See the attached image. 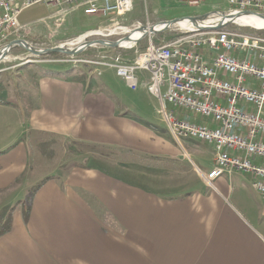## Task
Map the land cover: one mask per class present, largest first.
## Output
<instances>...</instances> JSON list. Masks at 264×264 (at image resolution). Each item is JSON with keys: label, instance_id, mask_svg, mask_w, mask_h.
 Returning <instances> with one entry per match:
<instances>
[{"label": "crops", "instance_id": "crops-1", "mask_svg": "<svg viewBox=\"0 0 264 264\" xmlns=\"http://www.w3.org/2000/svg\"><path fill=\"white\" fill-rule=\"evenodd\" d=\"M200 51L211 60V50ZM141 86L152 118L124 112L96 79L58 67L48 68L34 91L21 85L15 99L0 97V193L13 190L0 264H264V198L253 175L226 173L209 186L198 168L214 166L213 145L177 140L159 100ZM67 142L96 154L63 167ZM41 180L24 206L26 189Z\"/></svg>", "mask_w": 264, "mask_h": 264}, {"label": "built area", "instance_id": "built-area-1", "mask_svg": "<svg viewBox=\"0 0 264 264\" xmlns=\"http://www.w3.org/2000/svg\"><path fill=\"white\" fill-rule=\"evenodd\" d=\"M134 1L0 0V52L24 27L20 20L23 11L34 5H67L81 9L87 15L112 19V16L131 12ZM182 1L201 6L210 0ZM226 1L228 12L249 11L264 15V0ZM228 24L186 30L187 34L170 41L156 42L149 36L147 46L140 49L138 44L148 37L144 35L126 46L135 49L136 56L132 60L117 55L110 60L82 62L114 69L133 90L145 83L148 92L159 100L160 112L177 140L184 139L185 134H195L213 145L214 166L206 173L198 168L209 186L215 187L216 180L226 173H248L254 177L253 188L264 198V29L238 32L231 30ZM138 26L142 24L134 23L128 29ZM99 30L102 36L118 32L127 35V28L104 27ZM64 45L69 46L68 43ZM202 48L211 50L210 61L200 51ZM257 52L262 64L253 59ZM9 57L10 53L0 65ZM141 72L147 74L145 79L140 76ZM248 77L258 84L250 85ZM167 103L176 110L188 111L218 125L213 127L181 119L174 109L166 107ZM243 103L252 108L243 107Z\"/></svg>", "mask_w": 264, "mask_h": 264}, {"label": "rangeland", "instance_id": "rangeland-1", "mask_svg": "<svg viewBox=\"0 0 264 264\" xmlns=\"http://www.w3.org/2000/svg\"><path fill=\"white\" fill-rule=\"evenodd\" d=\"M212 10L228 12L229 6L227 1L210 0L201 6H192L182 0H135L131 12L124 16H112V19L87 15L83 10L67 5L50 7L46 4H37L23 11L20 20L24 27L11 40L24 39L35 46L50 48L69 43L81 35L88 34L89 31H96L104 27L128 29L137 22H140L142 26H151L176 18L202 16ZM228 27L238 32L257 30L254 27L237 23H229ZM186 30L190 29L172 26L163 32L148 35L146 39L140 41L138 48L142 49L147 46L149 36H152L156 42L161 40L170 41L187 34L185 33ZM118 33L108 36L93 35L89 36L86 40L106 39L115 41L125 37V34ZM258 54L259 52L253 55L254 61L256 58L258 60ZM117 55H121L126 60H132L136 56V52L135 49L128 47L112 48L98 45L88 47L83 52L76 54L75 57L69 55L63 57H45V55L32 56L25 48L16 47L10 52L9 58L11 59H6L0 65V97L15 99L19 95L18 90H20L21 85H23L25 91H34L39 77L44 75L48 68L58 67L73 73L76 77H93L96 79L101 87L105 89L103 91H113L117 96V106L123 109L124 112H129L132 115L135 114L137 118H152L153 116L149 114V110L153 106L152 99L146 92L142 91V86L133 90L126 85L122 78L116 75L114 69L96 63L82 62V60L94 62L110 60ZM168 108L174 109L171 105H168ZM174 110L178 112V110ZM38 149V153L41 156L48 158V152L44 147H39ZM98 150L103 152L109 151L102 147L98 148ZM96 151L95 147H87L76 144V142H67L64 144V151L61 153L60 165L63 167H66L69 163L71 165H80L83 162V158L94 156ZM31 154H35V149L31 151ZM109 154L116 159L120 157L119 152ZM141 160L138 159L139 162ZM33 186L26 189L27 195L23 202L24 206L28 204L29 190ZM12 194L13 190L0 193V217L4 219V223L12 209ZM258 203L260 202L258 201ZM259 205H262V203Z\"/></svg>", "mask_w": 264, "mask_h": 264}, {"label": "water", "instance_id": "water-1", "mask_svg": "<svg viewBox=\"0 0 264 264\" xmlns=\"http://www.w3.org/2000/svg\"><path fill=\"white\" fill-rule=\"evenodd\" d=\"M242 15H254L257 17H262L264 18V15L255 13V12H226L222 10H212L205 15L202 16H196L199 20H219V18L223 19L226 23H236L235 17L242 16ZM189 17H183V18H176L172 20H167L161 22L162 27L158 29L156 25H151V26H141L140 29L145 32V36L147 35H152L157 32H163L167 30L168 28H171L172 26L177 25L180 23L181 20L187 19ZM224 24V23H223ZM94 32V31H92ZM131 36H125L122 39L111 41V40H106V39H96V40H86L81 46L79 45H71V46H66L64 44L57 45L55 47H38L33 45L27 40L24 39H15L10 41L5 48L0 52V62L5 59L9 53L16 47H23L25 48L32 56H44L48 55L51 53H63L69 56L79 54L86 50L88 47L91 46H107V47H112V48H117L121 47V41L122 40H128L130 39Z\"/></svg>", "mask_w": 264, "mask_h": 264}, {"label": "bare ground", "instance_id": "bare-ground-1", "mask_svg": "<svg viewBox=\"0 0 264 264\" xmlns=\"http://www.w3.org/2000/svg\"><path fill=\"white\" fill-rule=\"evenodd\" d=\"M237 24L245 25V26H251L256 29H264V18L257 17L254 15H242L234 18ZM225 24L226 22L219 18V20L216 23L215 19L211 20H199L197 17H189L187 19L181 20L180 23H178L177 27L183 28V29H193V28H201V27H207V26H220L222 24ZM125 27V26H124ZM156 27L160 29L162 27V24H156ZM111 33H115L113 29H110ZM126 33L131 36L128 40H122L121 41V47H126L129 45L134 44L139 38L145 35V32L140 29V27H136L134 29H127ZM102 35L103 33L100 32V30H96L94 32L88 33L87 35H81L76 40L70 41L68 44L69 46L73 45H79L81 46L87 39V37L91 35ZM127 35V36H128ZM124 38V37H123ZM11 59V58H9ZM169 103L166 104V107L168 108ZM169 109V108H168ZM185 137H190L194 139L200 140V137H195V134H185Z\"/></svg>", "mask_w": 264, "mask_h": 264}, {"label": "trees", "instance_id": "trees-1", "mask_svg": "<svg viewBox=\"0 0 264 264\" xmlns=\"http://www.w3.org/2000/svg\"><path fill=\"white\" fill-rule=\"evenodd\" d=\"M63 57L66 56L64 54L61 53H52L50 55H45V57ZM257 58L255 60V62H257ZM45 180L41 181L40 183L36 184L35 186H33L30 190H29V195H28V201L31 202V200L33 199L36 191L41 187V185L44 183ZM28 215V213H27ZM11 216H7L5 219V223H4V219L0 217V237L6 233L7 231L10 230L11 227Z\"/></svg>", "mask_w": 264, "mask_h": 264}]
</instances>
